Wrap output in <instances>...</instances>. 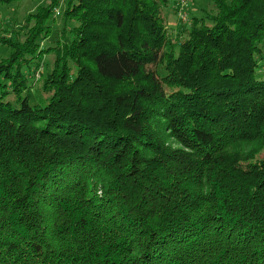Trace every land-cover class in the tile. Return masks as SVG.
<instances>
[{
	"label": "trees",
	"instance_id": "obj_1",
	"mask_svg": "<svg viewBox=\"0 0 264 264\" xmlns=\"http://www.w3.org/2000/svg\"><path fill=\"white\" fill-rule=\"evenodd\" d=\"M173 2L0 13V264H264V0Z\"/></svg>",
	"mask_w": 264,
	"mask_h": 264
},
{
	"label": "rangeland",
	"instance_id": "obj_2",
	"mask_svg": "<svg viewBox=\"0 0 264 264\" xmlns=\"http://www.w3.org/2000/svg\"><path fill=\"white\" fill-rule=\"evenodd\" d=\"M52 0H24L21 3H13L10 5H3L0 3V13L4 19V26L6 30H12L13 27L21 28L25 21L26 15L30 12H36L40 6H45L51 3ZM65 0H61V3L57 7L55 27L64 29L66 27L67 33L71 32V29L76 26L73 22H68L65 25L64 13L66 11ZM212 0H174L173 4L164 11L163 15L167 20V29L172 36L173 41L178 39H185L186 30L194 25L195 19H201L199 22H203L202 19L207 18L209 20L212 14ZM264 44V43H263ZM43 47H47L46 43H43ZM5 48L0 47V51H4ZM54 54H44L42 56V64L40 63V69L35 76V80L40 79L41 74L48 73L52 70L54 64Z\"/></svg>",
	"mask_w": 264,
	"mask_h": 264
},
{
	"label": "built area",
	"instance_id": "obj_3",
	"mask_svg": "<svg viewBox=\"0 0 264 264\" xmlns=\"http://www.w3.org/2000/svg\"><path fill=\"white\" fill-rule=\"evenodd\" d=\"M182 2H183V0H182Z\"/></svg>",
	"mask_w": 264,
	"mask_h": 264
}]
</instances>
